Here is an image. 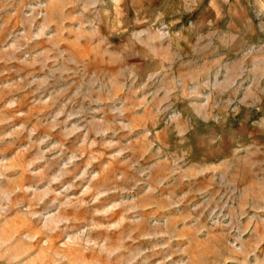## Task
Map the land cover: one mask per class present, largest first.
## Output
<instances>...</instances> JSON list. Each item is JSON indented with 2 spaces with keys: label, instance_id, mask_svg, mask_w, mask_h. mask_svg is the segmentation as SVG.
I'll list each match as a JSON object with an SVG mask.
<instances>
[{
  "label": "rangeland",
  "instance_id": "374dc122",
  "mask_svg": "<svg viewBox=\"0 0 264 264\" xmlns=\"http://www.w3.org/2000/svg\"><path fill=\"white\" fill-rule=\"evenodd\" d=\"M0 264H264V0H0Z\"/></svg>",
  "mask_w": 264,
  "mask_h": 264
}]
</instances>
